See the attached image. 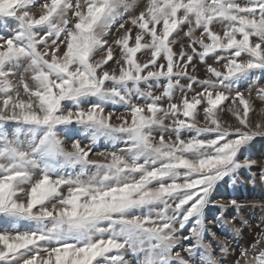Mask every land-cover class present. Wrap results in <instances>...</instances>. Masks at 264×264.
<instances>
[{"label":"snow or ice","instance_id":"snow-or-ice-1","mask_svg":"<svg viewBox=\"0 0 264 264\" xmlns=\"http://www.w3.org/2000/svg\"><path fill=\"white\" fill-rule=\"evenodd\" d=\"M257 137L264 0H0V264H264L213 199Z\"/></svg>","mask_w":264,"mask_h":264},{"label":"rangeland","instance_id":"rangeland-1","mask_svg":"<svg viewBox=\"0 0 264 264\" xmlns=\"http://www.w3.org/2000/svg\"><path fill=\"white\" fill-rule=\"evenodd\" d=\"M39 2V0H38ZM208 63H212L209 59ZM205 74V66L203 64H198V75L203 77ZM255 93V89L253 94ZM261 106L260 102L257 101V107ZM117 111H123V109L117 105L115 106ZM112 106L109 105V109ZM250 117L252 114L250 113ZM254 118V117H253ZM123 147V145H118ZM97 151L102 150H112L111 144L106 142H101L96 149ZM245 156L256 160L257 166H254L250 171L248 169H241L232 177H225L223 181L219 183L216 191L213 193V199L225 202L231 199H236L244 204L248 205L239 210L238 215L247 220L251 228L255 231L258 230L261 221H264V181L261 180L260 164H264V138L257 137L253 140L243 151L241 159ZM252 205H257L253 207ZM220 211L216 207H211L206 210V221L214 220ZM237 215L236 210L229 208L225 213L226 217L231 218V216ZM212 231L216 232L217 236L221 238H227L229 243L233 248H238L239 246L247 247L253 241V234H251L248 229H245L242 235L237 236L231 229H221L217 224L209 225ZM239 226V225H237ZM5 227L3 222H0V230ZM210 240V237L208 238ZM214 248L219 249V244L214 243ZM128 259L132 260V264H135V259L131 254L128 255ZM227 264H232L235 259V255L231 252L224 257Z\"/></svg>","mask_w":264,"mask_h":264}]
</instances>
